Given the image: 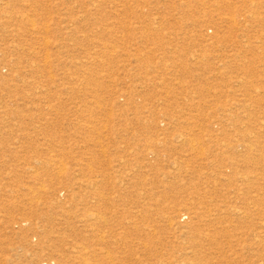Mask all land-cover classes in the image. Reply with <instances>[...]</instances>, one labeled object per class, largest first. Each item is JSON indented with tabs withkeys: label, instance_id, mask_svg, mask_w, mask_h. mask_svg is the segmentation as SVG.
Returning <instances> with one entry per match:
<instances>
[{
	"label": "rangeland",
	"instance_id": "374dc122",
	"mask_svg": "<svg viewBox=\"0 0 264 264\" xmlns=\"http://www.w3.org/2000/svg\"><path fill=\"white\" fill-rule=\"evenodd\" d=\"M0 264H264V0H0Z\"/></svg>",
	"mask_w": 264,
	"mask_h": 264
}]
</instances>
